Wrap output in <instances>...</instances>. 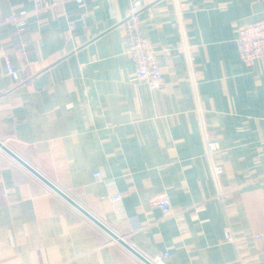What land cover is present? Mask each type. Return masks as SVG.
I'll use <instances>...</instances> for the list:
<instances>
[{
  "label": "crops",
  "instance_id": "0c3cea01",
  "mask_svg": "<svg viewBox=\"0 0 264 264\" xmlns=\"http://www.w3.org/2000/svg\"><path fill=\"white\" fill-rule=\"evenodd\" d=\"M57 1L0 28V140L146 258L264 264V58L247 67L236 43L264 0H141L157 91L127 52L133 0ZM0 165V264H145L1 149Z\"/></svg>",
  "mask_w": 264,
  "mask_h": 264
},
{
  "label": "built area",
  "instance_id": "2783aa9c",
  "mask_svg": "<svg viewBox=\"0 0 264 264\" xmlns=\"http://www.w3.org/2000/svg\"><path fill=\"white\" fill-rule=\"evenodd\" d=\"M34 3V12L29 13L25 10L12 11L8 15L0 14V28L4 26L15 27L19 34L27 32L28 19L30 15L44 14L56 8L60 2L57 0H32ZM78 4H82L84 0H75ZM145 9L141 0H133L130 4L127 17L122 22L126 32L127 52L133 62L134 69L140 81L145 83L151 91H157L163 87L164 76L159 67L156 49L151 41L146 38L142 31L140 15ZM237 49L241 61L247 67H251L255 61L264 58V19L255 21L241 27L238 31ZM21 56L25 57L26 52L22 51ZM8 72L12 76H16V71L11 63L7 61ZM222 150L220 142L206 135L205 137V157L208 159L212 173L217 177L222 166L215 162V156ZM6 166L0 165V176L6 169ZM95 177L102 179L100 172ZM222 198V192L219 193ZM121 195L113 197V201H120ZM151 206L160 211H167L169 208V198L166 194H159L151 200ZM226 239L231 240L229 231L226 232ZM170 257V253H163L154 258H148L152 264H165V259Z\"/></svg>",
  "mask_w": 264,
  "mask_h": 264
},
{
  "label": "water",
  "instance_id": "95a60500",
  "mask_svg": "<svg viewBox=\"0 0 264 264\" xmlns=\"http://www.w3.org/2000/svg\"><path fill=\"white\" fill-rule=\"evenodd\" d=\"M0 149L3 150L7 155H9L16 162H18L21 166H23L26 170L32 173L40 181L46 184L50 189L56 192L59 196L65 199L70 205L75 207L80 213H82L85 217H87L90 221H92L95 225H97L100 229H102L105 233H107L112 239L116 240L125 249H127L129 252L135 255L138 259L143 261L145 264H152L148 260V258L144 257L141 253H139L125 239L120 237L112 229L107 227L104 223H102L99 219H97L94 215H92L88 210H86L81 205H79L74 199L68 196L63 190L57 187L53 182H51L48 178H46L43 174H41L37 169H35L32 165H30L26 160H24L14 150H12L5 142L1 140H0Z\"/></svg>",
  "mask_w": 264,
  "mask_h": 264
}]
</instances>
